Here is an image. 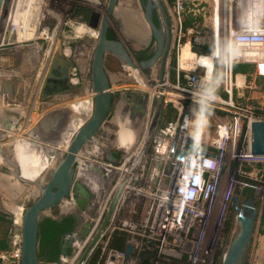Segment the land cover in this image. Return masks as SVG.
I'll return each mask as SVG.
<instances>
[{"label": "built area", "instance_id": "obj_1", "mask_svg": "<svg viewBox=\"0 0 264 264\" xmlns=\"http://www.w3.org/2000/svg\"><path fill=\"white\" fill-rule=\"evenodd\" d=\"M221 1L222 11L213 0L208 10L203 6L207 0H174L169 6L171 40L161 77L149 75L144 136L126 148L114 141L108 146L98 134L77 155L69 195L56 205L57 214H49L56 217L62 209L75 208L81 220L61 235L68 247L51 264H140L143 257L147 263L152 258L180 261L182 256L185 264H214L233 187H251L264 197L257 184L264 183V154H251V121H264V96L253 100L254 92L264 95V83L257 81L264 76V0ZM187 8L193 19L186 26ZM200 10L203 23L196 20ZM184 47L187 57L182 56ZM203 55L210 57L209 72L198 61ZM237 65L252 70L235 71ZM78 73L75 64L70 67L71 84L80 82ZM158 97L161 109L171 105L175 117L157 122L150 132ZM218 113L223 117L204 138L208 119ZM20 119L14 129L22 128ZM96 145L99 155L92 153ZM106 151L117 160H106ZM83 160L97 164L95 177L92 168L81 166ZM247 174L257 182L240 179ZM75 182L89 191L83 208L76 202ZM21 206L19 216L13 213L10 246L0 249V264H20ZM127 244L132 245L130 254Z\"/></svg>", "mask_w": 264, "mask_h": 264}, {"label": "rangeland", "instance_id": "obj_2", "mask_svg": "<svg viewBox=\"0 0 264 264\" xmlns=\"http://www.w3.org/2000/svg\"><path fill=\"white\" fill-rule=\"evenodd\" d=\"M97 1L98 4L87 0L38 1V6L36 8L38 9V12L33 17H31V20L29 21V24H32V27L34 28L33 36L32 38L21 41L9 34L11 29L13 28V25L10 22L6 21V16L4 18H2L1 16L0 82H4V80L12 82H31L28 87H22L20 89L21 92H25L27 88L26 96L23 93L20 94L19 97H17L18 95H15L13 98L7 97V99L5 100L2 96H0V109H4L5 111L11 107L25 109L24 113L20 115V121L22 124V128L20 130L12 129L8 131L2 129L4 127L1 128L2 130H0L4 134L3 136H0V146L5 151L12 150V152L16 154L15 156H17L19 153H17L18 149L16 150V145L18 146V144L21 143L27 144L28 140L37 141L31 135L34 127L36 126L40 127L43 132L42 135L44 137H49L52 135L51 133L59 132L60 137H58L59 139H55V141H59L60 143H62L61 138L65 137L66 135L71 136V134L84 122L85 118L89 116L93 106L92 95L86 92V88L80 87L81 82H87L89 80V69L86 74L83 73L85 75H83L81 71H79L78 75L80 78V82L77 84L70 83L71 88L63 91L62 93H56L42 99H40L37 94L35 101L34 97L36 92H34V82H42L43 75H45V71H47L51 57L56 52L72 60L76 66H78L76 61L77 56H79L78 58L81 62H88V60L90 62L91 52L98 38V30L97 28L89 27L87 24V19L90 11L93 9L99 11L100 13H103V9L107 3V0ZM121 1L122 0H118L117 12L119 13V11L122 10V12L124 13H129V18L127 17V19H129V33H131V36H133V38L135 39H137V37H141V39H144L145 41L147 40L148 44L151 46L153 44V39L152 37H150V31L143 16V11L141 9V0H133L132 3L128 6L123 5ZM162 2L166 18L169 21V25H171L172 19L168 11V8H170L169 6L171 5L167 2V0H162ZM11 3L12 0H8L7 4L5 3V8L8 13L11 10ZM203 6L205 10L210 9L209 0H207V3L203 4ZM126 8L128 9L126 10ZM201 13V10L197 13L196 20H200V23H203ZM157 14L160 17L159 13ZM5 15H7V12ZM185 17L189 21L193 19L192 15H190V12L188 11V8L185 12ZM123 19L126 22L124 16ZM207 23L208 22H206V24ZM84 24L89 27L91 31H88L87 27ZM47 25H49L50 31L48 27H45ZM110 25L112 26V30L115 35L119 36L123 40L129 51L134 56L137 44L134 41L126 40L117 26L115 18H110ZM5 29H7V31L4 35ZM16 33L17 30H15V34ZM3 36L5 37L3 38ZM80 45L83 46L81 55L77 53L78 46ZM51 50L54 51L51 52ZM64 52L66 54H64ZM27 54H30V56H32L33 58L30 59ZM24 56L27 57V59ZM28 59L32 61H29ZM104 63L106 69L111 75V88L115 92V101L109 119H107L103 124L101 135L103 134L102 136L104 138L105 144L109 146L113 143L116 133L118 131H124L126 132L128 138L130 136L135 139L133 140V143H135L139 138L140 133L143 136L144 128H141L143 114L141 115V118L137 117L138 114L132 115V103L138 104L139 102L136 99H132V96L129 94L126 95L129 98V101L123 100L121 98V93L127 90L130 93H132V91L139 92L141 94L140 97H142L143 95H147L151 87L149 82L150 77L146 76V72L144 70L134 69L127 65H124V67L122 62L110 52H107ZM235 69L239 71H246L248 69L252 70V67L249 65H237L235 66ZM155 71V74L157 75L158 65ZM127 73H129L130 78L135 79L134 82L130 81V79L127 77ZM261 95L262 97L264 96L260 92H254L253 98L255 99L253 100L262 99ZM256 97L258 99H256ZM32 104L33 108H31ZM65 106H68L70 108L69 110H71V114L64 108ZM83 106L85 110L83 109ZM122 109L127 111L126 117H124V115L122 116V114H125L124 111H121ZM8 111L9 110H7L6 112ZM73 112H75L76 114H72ZM28 116L31 120H28ZM129 117L130 123L132 124H129ZM222 117L223 114L218 113L217 116H212L208 119V130L203 136L204 138L213 133L215 121L219 120ZM70 118L73 120H70ZM159 120L158 123H160ZM67 123L69 124L67 125ZM110 124H112L111 127ZM128 125L129 130H127ZM135 129H139V131L135 132ZM40 143L44 145L46 144L42 142ZM146 144L148 143L146 142ZM46 148L52 154H54L53 158L55 159V163L58 160L57 157L58 153L60 152L59 147H56V150H51V147H49V144L47 143ZM94 151H97V155H99L100 150L98 145L95 146ZM8 155L9 157H12L10 153ZM55 155H57V157H55ZM10 166H5L4 164L0 163V240L6 242L10 241L9 229L11 227L13 213H18L17 206L23 205V207H25V203H29L36 198L38 194V186L34 183H36L37 178L42 175V173H38L36 176H33V180L30 182L28 181L29 179H27L26 176L22 173L21 166H18L17 168L19 170V173H21V178L26 180L30 185L29 189H27L24 186L26 185L24 180H21L19 178L15 179L16 177H14L12 173L13 169L9 168ZM240 179L251 181V183L257 182L254 178V175L250 174L243 175L240 177ZM257 184L261 185L264 195V183L257 182ZM232 194L233 197L238 198L239 205L249 195H253L255 205L258 210V217L252 235L247 264H264V232L259 231L262 228L260 226V218L264 211V197L261 198V192H256V190L251 187H242L241 184H236L233 187ZM232 205L233 199L231 201V208L225 223V228L223 230V239L221 245L219 246V249L216 250L215 253L216 256L214 264H221L223 254L226 250L230 237L233 232H235L237 227L235 222V211L233 210ZM51 211L53 213H56V211L58 212V208L56 206H53L51 208ZM148 256L152 257V255L150 254L147 255V257ZM146 260L147 258L143 257L140 264H185L184 256H182L180 261H168L161 258L156 260V258H152V261H148L146 263ZM155 260L157 262H155Z\"/></svg>", "mask_w": 264, "mask_h": 264}, {"label": "water", "instance_id": "obj_3", "mask_svg": "<svg viewBox=\"0 0 264 264\" xmlns=\"http://www.w3.org/2000/svg\"><path fill=\"white\" fill-rule=\"evenodd\" d=\"M7 2L8 0H0V18L1 16L2 18L6 16L7 10L5 5ZM141 2L143 16L150 31V37L153 39V44L148 51L150 56L146 59L139 60L136 50L133 56L119 36L113 38L107 36L110 18L113 17L126 40L134 41L140 46L144 45L135 40L123 25V16L127 19V17L129 18V13H124L122 10H120L119 13L117 12L118 0H107L103 13L94 9L89 13L87 19L88 26L98 29V38L91 52L89 62V80L85 85L87 93L90 90L93 91L92 110L89 116L85 118L84 122L71 134V139L64 153L55 164L45 172L44 178L37 182L38 194L36 198L29 203H25L20 227V264H51V261L46 259V250L44 254H39V222L46 216L52 217L49 214L51 208L58 205L69 195L74 179L77 155L92 137L101 134L103 124L109 119L110 113L112 112L115 92L111 88V75L104 63L107 52L115 55L122 62L123 66L127 65L134 69L144 70L148 76L151 75L153 66L158 65L157 76L161 77L171 40L169 23L164 12L162 0H141ZM154 13H159L160 15V17H157V22L153 19ZM73 65L74 62L72 60L56 52L51 57L49 66L42 80L43 82L40 86L41 88L39 87L40 92L38 97L40 99L46 98L71 88L69 82V69ZM127 77L131 82H134V80L129 77V73H127ZM13 85L14 82L8 80L0 82V96H2L4 100L7 99V97L13 98L15 96L13 94ZM127 94L131 95L132 99H139V103L141 104L139 106L131 102L133 104L132 114H138L137 117L141 118L146 96L143 95L140 97L141 94L139 92L132 91V93H130L126 90L121 93V98L129 101V98L126 96ZM17 95L16 96L19 97L20 94L18 93ZM64 108L71 114V110H69L70 108L68 106ZM160 110L161 98L158 97L149 129L150 132H152L157 125ZM121 111L124 110L122 109ZM18 118L19 117H17V119ZM11 119L12 118L4 119L2 126L5 130L14 129L17 119L14 118V122ZM111 126L112 124H110V127ZM35 129L40 133L39 140L42 143L53 145L54 139L60 136L59 132H54L51 133V136L44 137L39 126L34 127L33 130ZM1 135L3 136L4 134L2 133ZM187 142L193 143L189 138ZM251 154H264V121H251ZM105 159L115 162L117 157L114 155L113 151H106ZM88 184L91 185L89 181ZM74 190L77 193L75 196L76 202L80 208H83L89 198V191L79 182L74 183ZM113 202L99 231L102 230L108 220ZM232 208L235 211V222L237 227L230 237L221 264H247L252 235L258 217V210L253 195H249L240 205L238 204V198L233 197ZM68 214H72L75 217V227H77L80 223L81 216L75 208L62 209L56 217L52 218L60 220L63 216ZM67 247L68 243L62 242L60 253H65ZM87 249H89V247ZM131 250L132 245L127 244V254H130Z\"/></svg>", "mask_w": 264, "mask_h": 264}, {"label": "bare ground", "instance_id": "obj_4", "mask_svg": "<svg viewBox=\"0 0 264 264\" xmlns=\"http://www.w3.org/2000/svg\"><path fill=\"white\" fill-rule=\"evenodd\" d=\"M38 1L41 2V0H12L11 6H10L11 10L9 12V17H8V20H6L7 22H10L11 24L14 25L13 29L9 32V34L12 35V37H15L19 41L32 38L33 32H34V28L32 27V24H29V21L31 20V17H33L38 12L37 11L38 9H36L37 6H38ZM87 1H91V2H93L95 4H98L97 0H87ZM132 1L133 0H122L121 3L123 5H127L128 6V5H130L132 3ZM213 1H216L218 3V8H219L220 11H222L223 10L222 7L224 6L223 5V1H221V2H220V0H213ZM221 3H222V5H221ZM127 9L128 8H126V10ZM7 13H8V11H7ZM213 23L215 24V21ZM45 27H48V29H49V25H47ZM87 29H88V31H91V29L89 27H87ZM15 30H17L16 34H15ZM49 31H50V29H49ZM80 49H83L82 45L78 46L77 53L80 51ZM52 51H54V50H51V52ZM77 53H76V55H77ZM185 53H186V55H185ZM188 54L189 53H188L187 47H184L183 50H182V56L183 57H187ZM27 56L30 59L33 58L32 56H30V54L29 55L27 54ZM200 58L203 59V62L201 64H203V66H207V72H209L210 65H211L210 57L203 55ZM200 58H198V61H199ZM261 69H262V71H264V67H261ZM44 76L45 75H43V78H44ZM43 78H42V80H43ZM131 79L135 80L134 78H131ZM42 82L40 83V86H41ZM39 92H40V89H39ZM37 94L39 96L38 90L36 91V94H35V97H34V101H35V98L37 97ZM34 101H33V104H34ZM33 104L31 106V108H33ZM83 109L85 110L84 106H83ZM7 110H9V111L6 112ZM7 110L5 111L4 109H0V130L4 129V128H2L3 127L2 123L4 122V119L12 118L11 120L14 122L15 119H17V117H19V115H22L24 113V110L22 108H13V107H11V108H9ZM126 112L127 111L124 110L125 114H122V116L124 115V117H126ZM129 124H132V123H130V117H129ZM112 128H114V127H112ZM127 128H128L127 130H129V125L127 126ZM8 131H10V130H8ZM134 131L138 132L139 129L138 130L135 129ZM31 135L37 141L32 140V141H34L33 143H27V144H22L21 143V144H18V146H20V147H18L16 145V147H17L16 150L18 149L17 153H19L17 156H15L16 154L14 152H12V150L5 151L0 146V163L4 164V165L13 164V167L15 165L19 164L18 166H21V168L23 169V172L26 173L25 174L26 178H28L29 180H31V178L33 176H35V174L37 175L38 173H42V175L37 178L36 183H34L35 185H37V182L44 178L45 172L49 168H51V166H53L55 164L54 163L55 159L53 158L54 154H52L46 148V144L44 145V144L40 143L41 142L39 140L40 133L38 131H36V129L32 131ZM0 136H1V132H0ZM140 136H141V133H140L139 137ZM143 136H144V129H143ZM55 139H59V138L57 137ZM70 139H71V136L66 135L65 137L61 138L62 143H60L59 141H54V144L49 146V147H51V150L52 149L56 150L57 149L56 147H59L60 152L58 153V157H57V155H55V157H57L58 159L60 158V156L66 150ZM102 139H103V137H101V140ZM133 140H135V139H133L130 136L128 138L127 135H126V132H124V131H118L116 133V135L114 136V143H116V145L118 144V145H120L122 147H126V148H129V146H131L133 144ZM38 141H40V142H38ZM94 150L95 149L92 150V153L97 155L98 152L97 151L95 152ZM9 153L12 155V157H9V155H8ZM89 166H91V167H89ZM82 167L83 168H86V167L92 168L91 172L94 174L92 177H95L96 170L98 169V166H97L96 163L94 165L93 163H91L88 160H85V161L83 160L82 161ZM43 169H45L44 172H42ZM16 171H17V174H16ZM84 172L87 175L88 171L86 169L84 170ZM12 173H13V176L16 177L17 179L19 178L21 180H24L23 178H21V173H19L18 168H15V170ZM24 181H25V183L27 185L28 182L26 180H24ZM25 188L29 189V185L25 186ZM17 207H18V213L17 214L19 216L20 215L21 206H17Z\"/></svg>", "mask_w": 264, "mask_h": 264}, {"label": "trees", "instance_id": "obj_5", "mask_svg": "<svg viewBox=\"0 0 264 264\" xmlns=\"http://www.w3.org/2000/svg\"><path fill=\"white\" fill-rule=\"evenodd\" d=\"M167 2L171 5L174 2V0H167ZM154 21L157 22L156 16H154ZM188 24H190V22L187 19L185 22V25L187 26ZM107 36L109 37V34ZM199 62L202 63L203 59L200 58ZM234 70L239 71V70H236L235 68ZM242 72H245V71H242ZM263 77L264 76H258L257 81L264 83ZM159 116H160L159 124H163L167 121L173 120L175 117V109L171 105H168L165 109L160 110ZM55 214H57V211ZM75 226H76V220L72 214L65 215L60 220H57L49 216L44 217L39 222V231H38L39 254L41 255L44 254L46 250V254H45L46 259L49 261H55L60 254L61 242H62L60 239L61 235L64 232L72 230ZM260 226L262 228L259 231L264 232V211L260 218ZM116 245L121 246L122 244L117 242ZM48 246H51V247H49L47 251ZM49 249H53V252H51Z\"/></svg>", "mask_w": 264, "mask_h": 264}, {"label": "crops", "instance_id": "obj_6", "mask_svg": "<svg viewBox=\"0 0 264 264\" xmlns=\"http://www.w3.org/2000/svg\"><path fill=\"white\" fill-rule=\"evenodd\" d=\"M129 20V19H128ZM127 21V20H126ZM123 25L125 26V28L128 30V32H129V29L127 28V26H126V24L123 22ZM129 26V25H128ZM137 37V36H136ZM135 40H137L138 42H141V43H143L144 45L143 46H145V45H147L148 44V41L146 40H144V39H141V37L140 38H138L137 37V39H135ZM139 47H142V46H140L139 45ZM81 50L82 49H80V51L78 52L80 55H81ZM25 57V56H24ZM79 56H77V59H76V61H77V67H78V70L79 71H81V73L83 74V73H87V71H88V69H89V60H88V62H85V61H79V58H78ZM26 59H27V57H25ZM29 60V59H28ZM15 61H17V60H15ZM29 61H32V60H29ZM18 62H19V60H18ZM82 65H81V64ZM157 68V65H155V66H153V68H152V72H151V74L152 73H154L155 74V69ZM85 74H83V75H85ZM148 76V75H147ZM149 77V76H148ZM31 82H14V87H13V94L14 95H17L18 93L19 94H23L24 93V95L26 96V92H27V88H26V90H25V92H21V88L22 87H28L29 86V84H30ZM41 83V82H40ZM34 84H35V89H34V92H36L37 91V86H38V84H39V82H34ZM86 82H81V86L80 87H83V88H86ZM82 90V89H81ZM24 109V108H23ZM24 111H25V109H24ZM76 113H77V111H76ZM75 112H73L72 114H76ZM83 113H84V111H83ZM72 116H74V115H72ZM70 120H73V119H71L70 118ZM69 120V121H70ZM69 123H67V125H68ZM34 141H32V140H28V142L27 143H33ZM51 144H49V146H50ZM20 147V146H19ZM18 165L19 164H17V165H15L14 167H13V164H11V166L9 165V164H7V165H5V166H10L9 168H11V169H13V171L15 170V168H17L18 167ZM45 169H43V171H44ZM12 171V172H13ZM22 173L25 175L26 173H24L23 172V169H22ZM35 176H36V174H35ZM32 177V176H31ZM30 177V178H31ZM13 178V177H12ZM33 178V177H32ZM31 178V180H28V181H32L33 179ZM15 179H17V178H15ZM28 179V178H27ZM27 185H29V184H27ZM27 185H25V186H27ZM29 187H30V185H29ZM9 246H10V241H1L0 240V249H8L9 248Z\"/></svg>", "mask_w": 264, "mask_h": 264}, {"label": "flooded vegetation", "instance_id": "obj_7", "mask_svg": "<svg viewBox=\"0 0 264 264\" xmlns=\"http://www.w3.org/2000/svg\"><path fill=\"white\" fill-rule=\"evenodd\" d=\"M154 16H156V19H157V21H158V18L157 17H159L158 16V14H155L154 13ZM153 19H154V17H153ZM127 21L125 22V20L123 19V22L126 24V26H127V28L129 29V20L128 19H126ZM117 26H118V24H117ZM118 28L120 29V27L118 26ZM109 34V38H113V37H115V36H117V35H115V33L113 32V30H112V26L110 25V23H109V28H108V30H107V35ZM150 45L148 44V45H145V46H142V47H139V44H137V48H135V50L138 52V55H137V58L139 59V60H141V59H146V58H148L150 55H149V49H150ZM138 102H139V99L137 100ZM136 105H141L140 103H138V104H136ZM133 115V114H132ZM132 118V117H131ZM118 128V127H117ZM60 239H61V241H62V238L60 237ZM61 244H62V242H61ZM49 247H51V246H48L47 247V251H48V248ZM51 252H53V249H49Z\"/></svg>", "mask_w": 264, "mask_h": 264}]
</instances>
